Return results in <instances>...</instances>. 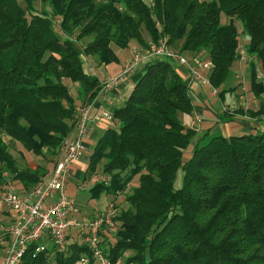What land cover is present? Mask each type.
<instances>
[{
	"label": "trees",
	"instance_id": "obj_1",
	"mask_svg": "<svg viewBox=\"0 0 264 264\" xmlns=\"http://www.w3.org/2000/svg\"><path fill=\"white\" fill-rule=\"evenodd\" d=\"M36 1L0 0V184L20 194L54 169L78 113L104 87L86 62H118L115 46L149 47L147 33L184 56L204 51L213 64L209 79L223 94L247 35L246 51L264 71V0H40V10ZM142 69L81 173L83 186L103 163L105 178L91 193L107 194L104 209L116 213V228H100L103 252L113 264H264V130L213 136L187 159L197 134L179 118L193 111L188 85L166 58ZM250 69L251 88L261 95L253 59ZM4 134L51 166L21 167ZM122 193L125 209L117 203ZM34 247L20 264L92 256L77 234L66 255H34Z\"/></svg>",
	"mask_w": 264,
	"mask_h": 264
},
{
	"label": "built area",
	"instance_id": "obj_2",
	"mask_svg": "<svg viewBox=\"0 0 264 264\" xmlns=\"http://www.w3.org/2000/svg\"><path fill=\"white\" fill-rule=\"evenodd\" d=\"M157 26L161 27V23L158 22ZM161 58L186 65L195 81L209 85L215 93L218 92L209 77L202 75L199 69L200 66L210 68L213 66L211 62L194 63L187 56L171 49L163 38L151 43L149 47L135 48L123 71L106 81L105 87L121 83L140 66ZM115 105L114 99H109L108 105L94 114L91 113V105L80 110L75 132L64 139V151L54 169L41 177L33 190L20 194L13 185L0 184V201L7 204L12 212L11 223L2 226L0 234V248L3 250L1 264H20L32 245H35L34 255L48 249H52L53 255L58 252L66 255L69 243L74 241L76 230L80 241L92 251V256L83 253L77 264H113L101 248L99 231L104 223L116 228L114 208L109 207L94 214L88 224L79 222L77 215L81 213V205L76 198L68 195L67 182L72 177L73 165L85 153V138L94 126L113 121ZM117 264H121V259Z\"/></svg>",
	"mask_w": 264,
	"mask_h": 264
},
{
	"label": "crops",
	"instance_id": "obj_3",
	"mask_svg": "<svg viewBox=\"0 0 264 264\" xmlns=\"http://www.w3.org/2000/svg\"><path fill=\"white\" fill-rule=\"evenodd\" d=\"M242 37L244 42L239 51L238 60L234 65L235 67H233L232 80L231 83L226 86L227 90L223 94H220L219 91L218 94H216L211 86L203 85L200 82L195 81L186 65L171 61L173 68L187 83L194 104L193 111L190 114H181L183 117V123L186 126L195 129L197 132L191 146L185 153L187 159L191 156L194 145L199 142L205 144L213 136L223 135L227 137L234 134L256 133L264 130V93L256 95L251 88L250 64L252 59L258 70V80L263 83L264 71L261 62L257 58L250 56L246 51L248 36L243 35ZM145 38L148 40L149 44L152 43L148 35L145 34ZM127 48H129L128 53H126L127 51H124L125 48H120L121 50L115 48L119 57L118 62L100 64L93 59L86 62V69L97 75L102 83L104 82V87L91 104L92 114L100 111L103 107H106L109 99H114V102L116 103L114 107L122 106L132 91L134 84L140 78L144 65L140 66L135 73L121 83L110 88L105 87L106 81L123 71L127 62L132 57L133 50L137 48V43L131 42ZM187 55L191 61L197 64L211 62L207 53L204 51L195 56H192L191 54ZM212 67L213 66L206 68L200 66V73L209 77ZM78 102L80 104V101ZM227 109L228 112L224 111ZM112 124H114L113 121L102 122L93 127L89 136L85 138L86 149L84 155L72 167V176L74 173L80 175L87 167L88 163L85 162V159H87L88 162L89 156L94 149L98 138L102 135L104 130ZM73 134L74 133H72V135ZM3 139L13 151L19 150V153L23 154L25 157L31 156L32 164L27 161L28 164L24 165L36 168L40 163V161H38L39 159H35V154H30L29 151H27L14 138L4 134ZM16 187L21 190L23 185L21 182H16ZM0 216L1 234L2 226H8L11 223L12 212L10 208L4 211L0 210ZM0 250L1 253H3L1 248ZM2 256L0 254L1 260Z\"/></svg>",
	"mask_w": 264,
	"mask_h": 264
},
{
	"label": "rangeland",
	"instance_id": "obj_4",
	"mask_svg": "<svg viewBox=\"0 0 264 264\" xmlns=\"http://www.w3.org/2000/svg\"><path fill=\"white\" fill-rule=\"evenodd\" d=\"M22 1V0H21ZM150 3V0H147ZM35 6L38 10L42 9V3L40 0H37L35 2ZM146 35H148L147 33H145ZM117 50H121L119 47L115 46ZM131 47V46H130ZM124 51H127L126 53L129 52V48H125ZM188 57V56H187ZM235 65V64H234ZM235 67V66H233ZM216 88V87H215ZM216 94H218V92H216ZM228 112L227 110H224ZM182 114V113H181ZM179 114V118L182 120V115ZM14 154L16 155V157L19 159V163L22 166H24V164H28L27 161H29V163L32 164L31 161V156H27L25 157L23 154H20L19 151L15 150L13 151ZM30 154H33L32 152H29ZM35 159H39L38 161H40L42 164H47V167L49 168L51 166V164L47 163L46 159L43 158L42 156H35ZM53 160V158H52ZM85 162H87V159H85ZM103 163H100L98 165V168L96 170V173H94L92 175V177L87 180L85 182V185L82 186V178H81V174H73V176L69 179V181L67 182V193L69 196L76 198V200L80 203L81 205V213H79L78 216V220L79 222L83 223L85 222V224L89 223V219L96 213H98L99 211H103L104 208L108 207L110 204V200L107 194L102 193L99 196H92L91 193V187L92 185L99 179H104L105 176L103 175ZM138 180H139V175H136L133 179V186H136L138 184ZM182 181H183V170L179 169L178 173H177V179H176V186L177 187H181L182 185ZM127 194V193H126ZM125 193H122L121 197H119V201H117V203L120 206V209H125L128 207V202L125 200L126 197ZM8 205L5 203H2L0 201V210L4 211V210H8ZM1 218V216H0ZM74 233H78V231H74ZM0 254L1 256L3 255V253H1L0 250ZM2 263V260L0 258V264ZM55 264V263H53Z\"/></svg>",
	"mask_w": 264,
	"mask_h": 264
}]
</instances>
